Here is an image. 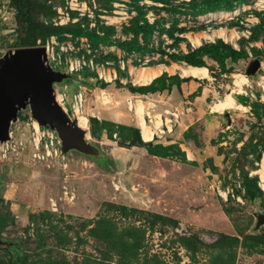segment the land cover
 I'll return each mask as SVG.
<instances>
[{"label":"rangeland","instance_id":"1","mask_svg":"<svg viewBox=\"0 0 264 264\" xmlns=\"http://www.w3.org/2000/svg\"><path fill=\"white\" fill-rule=\"evenodd\" d=\"M254 2L0 0V56L44 45L46 63L68 74L56 92H83L87 125L77 121L98 149L66 150L78 167L70 175L65 158L33 155L35 118L17 112L12 145L0 148V264H264V5ZM221 26L238 38L190 39ZM212 43L214 57L204 50ZM199 59L207 78L166 73L152 92L133 83L130 68ZM235 74L247 78L233 93L244 108L211 110ZM129 97L153 121L173 118L169 127L143 140Z\"/></svg>","mask_w":264,"mask_h":264},{"label":"water","instance_id":"2","mask_svg":"<svg viewBox=\"0 0 264 264\" xmlns=\"http://www.w3.org/2000/svg\"><path fill=\"white\" fill-rule=\"evenodd\" d=\"M63 77L68 74L46 63L44 45L17 47L0 56V142L8 139L17 112L29 107L40 125L56 130L63 153L72 149L87 155L98 153L86 138V129L71 119L55 99L53 83ZM263 222L264 214L258 218V223Z\"/></svg>","mask_w":264,"mask_h":264},{"label":"bare ground","instance_id":"3","mask_svg":"<svg viewBox=\"0 0 264 264\" xmlns=\"http://www.w3.org/2000/svg\"><path fill=\"white\" fill-rule=\"evenodd\" d=\"M254 5L261 6L264 5V0H255ZM248 7V4L243 3L239 7H235L232 10L222 9L218 11L208 12L207 14L202 16V19L205 22H213L215 20H221L223 18L229 17L231 15H235L239 13L241 10H244ZM110 19L117 18L116 16H110ZM214 36L221 37L227 41H233L239 36V32L236 29L227 30L224 27H216L210 30L202 31L199 34H195L194 36H190L191 41L193 44L199 45L203 39H212ZM130 72L133 74V83L137 85H147L151 83V81L161 75L162 73L166 72L168 74L176 73L182 77H197V78H207L208 77V68L203 65H193L187 64L183 62H171L170 64H156L155 66H141L137 69L130 68ZM247 81V78L244 74H235L234 78V86L231 88L230 92L224 95V99L214 102L211 105V110L222 112L224 109L227 108H244V106L234 99L233 93L235 92H243V83ZM102 97L104 101L108 98L106 91L103 89ZM60 98V94H57V99ZM109 101V99L107 100ZM130 104V103H129ZM151 104V103H150ZM149 104V105H150ZM147 103L144 102L142 98H136L134 102H131L132 107L136 110V117L137 122L141 128V136L143 140L150 141L154 137V130L153 126L149 125L148 122L144 118V111H146ZM144 112V113H143ZM80 124L83 126L87 125V118L84 115H80L79 117ZM78 123V121H77ZM154 126L157 127L161 124V118L158 117L157 120H154ZM37 124H35L36 126ZM79 125V124H78ZM80 126V125H79ZM81 127V126H80ZM84 128V127H82ZM86 129V128H85ZM88 131L86 129V138ZM259 165L262 167L261 169L257 170L260 172V179L262 182V186L264 188V153L259 162Z\"/></svg>","mask_w":264,"mask_h":264},{"label":"built area","instance_id":"4","mask_svg":"<svg viewBox=\"0 0 264 264\" xmlns=\"http://www.w3.org/2000/svg\"><path fill=\"white\" fill-rule=\"evenodd\" d=\"M72 67V66H71ZM57 92L56 89H54V96L56 101L59 103V105L61 106V108L65 111V113L71 118V119H75L76 121L78 120V115L83 113V107H84V96H83V92L82 91H75V92H60V98L57 99ZM132 100L131 97H129V99H127V104L129 105L130 109H132L133 107L130 106V101ZM135 100V99H134ZM133 100V101H134ZM153 106H155V104H153ZM165 113L172 115L174 118H176L177 113L173 112V111H169V110H165ZM144 118L147 122H152L153 126V130L154 133L157 134L158 131H164L163 127L165 126V128L169 127V122L171 123V119L173 118H164L165 119V123L164 121L161 122V124L163 125H159L157 127L154 126V121L153 119L150 118V114L149 111H145L144 113ZM34 121H36L38 123V121L36 119H34ZM34 121L32 122V131L30 134V141L32 143V145L35 148V151L33 152V155H35L38 159L40 160H45V159H52L54 157H63V152L61 150V139L58 136L57 132L55 129H50L47 125L43 126L40 125L39 123L35 126L34 125ZM161 126V128H160ZM138 127L140 129V133H141V128L138 124ZM9 137L7 140H4L2 142H0V148L1 149H6L8 147H10L11 141H12V130L11 128H9ZM64 194L65 197L69 200H72L74 195L73 190H64ZM50 205L51 207L54 209L56 206V200L51 197L50 198Z\"/></svg>","mask_w":264,"mask_h":264},{"label":"trees","instance_id":"5","mask_svg":"<svg viewBox=\"0 0 264 264\" xmlns=\"http://www.w3.org/2000/svg\"><path fill=\"white\" fill-rule=\"evenodd\" d=\"M221 10V9H220ZM222 44V43H221ZM226 48V45L223 43L222 44V47H221V49H225ZM204 50H205V52H206V54L207 53H209L212 57H214V55L216 54V52L218 51V45L217 44H210L208 47L207 46H205L204 47ZM233 50H231V53H228V55H231V54H233ZM235 53V52H234ZM178 59H186L187 61H189V62H191V60H189V58H187V57H184V58H182V57H178ZM194 65H201L203 62L199 59V60H196L195 62H192ZM164 74H166V72H164V73H162L161 75H159L158 77H156V78H154L152 81H151V83H149V84H147V85H145L147 88H146V91L147 92H152V91H154V90H159V89H161V88H151L150 89V86H152L154 83H155V81L156 80H158L159 78H161ZM11 250V252H12V249H10L9 248V251Z\"/></svg>","mask_w":264,"mask_h":264},{"label":"crops","instance_id":"6","mask_svg":"<svg viewBox=\"0 0 264 264\" xmlns=\"http://www.w3.org/2000/svg\"><path fill=\"white\" fill-rule=\"evenodd\" d=\"M63 157L62 158H65L66 161H64V166L67 167V170L69 171L70 175L71 173H74L76 171V169H78V167L76 166V161L73 160V159H69L68 157L66 158V152L63 153ZM84 154V153H82ZM84 155H87V154H84ZM64 159V160H65ZM85 184H87V181L83 180V182L81 183V185L85 188Z\"/></svg>","mask_w":264,"mask_h":264}]
</instances>
